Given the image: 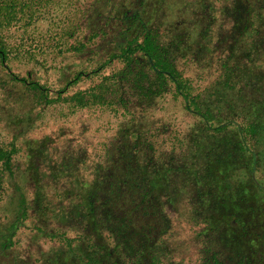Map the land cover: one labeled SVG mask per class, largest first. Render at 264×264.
Returning <instances> with one entry per match:
<instances>
[{"label": "trees", "instance_id": "trees-1", "mask_svg": "<svg viewBox=\"0 0 264 264\" xmlns=\"http://www.w3.org/2000/svg\"><path fill=\"white\" fill-rule=\"evenodd\" d=\"M109 2L112 3L111 0ZM161 2L167 1L159 0ZM148 3L149 0H145L140 8H136L141 25L137 41H128L124 34L127 44L120 45L117 51H111L108 55L125 62L122 74L128 82L132 80L136 84L140 83L134 85L138 92L134 96L133 91L134 98L129 101L132 105L130 118L121 127L119 135L121 143L126 136L131 141L127 147L126 142L119 148L111 146L104 154L110 169H117L121 172L120 176L112 181L103 175L105 167L100 171L96 170L97 175L101 174L109 182L108 187L104 188L105 184H95L92 187L85 185L83 203L86 204L81 205L83 215L78 213V209L69 211L80 214V221L83 223L74 249L85 243L88 249L100 253L102 246L92 245L90 239L100 234L107 223L108 228L111 227V236L121 237L123 242L117 247H124L127 251L124 255L129 256L130 260H138L137 264H166V253L154 247L157 241L152 240L151 233L144 235L143 228L150 230L153 223L155 231L160 227L169 230V216L173 210L177 214L189 216L195 223L204 224L202 230L197 231L198 236L203 239L199 264H225L221 248L230 245V241L224 240L225 224L230 225L232 230L229 231L234 234L232 237L236 235L238 239H242L240 246L246 259L248 257L247 260H254L249 264H264V183L257 177L259 171H264V23H261L262 17L256 13L260 7H255L254 3L250 5L248 0H244L241 7L234 5L229 10L222 7L221 12L227 17L228 23H223L220 28L212 31V26L204 30L201 29L203 25L199 27L198 21L203 16L197 12L192 16L198 21L182 15L183 19L154 23L143 11L148 9ZM94 5L95 2L90 5L88 18L97 13L98 8H94ZM206 6L203 5L204 8ZM44 7L45 3L41 0H0V69L8 71L7 81L0 75V110L5 103L11 102L9 93L14 94L13 85L16 83L29 91L31 88L33 99L40 103L39 95L42 92L28 78L10 71V60L27 57L17 44L11 46L6 42L4 30L19 23L23 27L29 25L37 10ZM111 12V8L106 12L104 23L108 24L114 18ZM153 15L158 19L162 16L158 10ZM188 16H191V12ZM212 18L210 13V19L204 25L210 26ZM185 23L189 27H184ZM162 24L172 26L159 31L158 27ZM219 32L224 33L217 39L215 35ZM106 34L107 31L98 27L91 38ZM28 39L27 33L19 40L24 43ZM206 39L211 43L215 41L220 48L225 45L226 56L223 60L226 61L221 64L219 79L202 91L192 93L175 61L188 55L194 57L201 52L198 49L201 47L199 42ZM82 50H86L82 40L72 46V51ZM240 59H244L246 64L228 65L229 62ZM81 73L83 72L78 74ZM129 75L132 76L131 79ZM100 84L92 88L100 87ZM167 91L180 97L184 109L198 119L183 135V150L158 151L151 140L146 141L144 120L138 115L145 113L152 107L155 99ZM19 108L17 107L18 110ZM14 117L16 118H12V123L14 122L18 136H22L30 126L28 117L23 109ZM0 120H3L1 114ZM231 129L232 132L229 133ZM15 139L12 137L6 146H0V170L3 173L7 170L9 174L11 171L14 175H21L28 183L32 182V204H44L48 192L47 185H41L39 166L47 168L46 162L55 159L47 151L50 138H27L25 155L28 164L22 171L12 161L13 155L19 151ZM227 185L230 186L229 189L226 188ZM249 186L259 191V195L256 192L251 197L247 193L243 195ZM78 188L79 186L74 189ZM64 197H70L69 193L60 194V200L65 199ZM19 206L21 217H24L28 208L22 192H19ZM36 212L41 216L45 209L38 207ZM57 216L59 214L54 215ZM2 219L0 253L10 248L15 233L14 230L4 236L2 232L7 227L9 218L4 216ZM89 221L92 226L88 225ZM231 223L236 226H231ZM131 234L138 239L142 235L143 240L139 247L130 251L128 246L131 239L128 236ZM114 245L116 246V240ZM71 247L73 249V243ZM74 254L82 262L80 254ZM159 254L165 260L159 262ZM121 263L109 256L104 264Z\"/></svg>", "mask_w": 264, "mask_h": 264}, {"label": "rangeland", "instance_id": "rangeland-1", "mask_svg": "<svg viewBox=\"0 0 264 264\" xmlns=\"http://www.w3.org/2000/svg\"><path fill=\"white\" fill-rule=\"evenodd\" d=\"M41 1L45 3V7L37 10L33 22L25 27L21 23L17 26L11 25L10 29L4 30L6 42L11 46L17 44L27 57L10 60V71L28 78L42 94L39 95L38 103L33 99L31 88L29 91L19 83L13 85L14 94L9 93L11 102L5 103L0 110L3 118L0 120V146H6L12 137H16L19 151L13 155L12 161L22 171L28 164L25 155L27 138L49 136V142H45L47 151L55 159L47 161V168L44 169L37 164L41 185H47L48 197L44 204H32V182L28 183L21 175H14L10 169V174L7 170L6 173L0 170V220L4 216L9 218V223H6L8 229L6 227L2 233L5 236L15 230L10 248L0 253V264H104L109 256L120 260L121 264H137L138 260H130L129 256L124 255L127 253L124 247H117L123 241L121 237L111 236V227L108 228L107 223L100 230V234L90 239L92 245L102 246L100 253L88 249L85 243L74 249L83 223L80 221V214L69 211L78 209V213L83 215L84 209L81 205L86 204L83 203L85 185L92 187L95 184H105L103 187H108L109 182L101 174L97 175L96 170L100 171L105 167L103 175L112 181L121 174L117 169H110L104 154L111 146L119 148L124 142L126 147L129 146L131 140L127 136L123 137L124 142L121 143L120 129L130 118L132 105L129 101L134 98L133 91L134 96L138 92L134 85L140 83L136 84L132 80L128 82L122 74L125 62L120 58L112 59L108 55L111 51H117L120 45L127 44L124 34L128 41H137L141 25L136 8H140L145 0H111L112 3L109 0ZM166 1L159 3V0H149L148 9L143 11L150 21L160 24L183 19L182 15L198 21L192 16L197 12L203 16L198 21L199 27L203 25L201 29L204 30L212 26V31L220 28L223 23H228L227 17L221 12L222 7L229 10L234 5L241 7L244 3V0ZM93 2L94 8L98 10L92 18H88L87 14ZM248 3L260 7L256 13L262 17L261 23H264V0H248ZM203 5L207 6L204 8ZM110 8L113 9L111 14L114 18L107 24L104 23V17ZM156 10L162 15L160 19L153 15ZM189 12L191 16H188ZM210 13L213 16L211 24L204 25L209 21ZM171 26L162 24L158 29L161 31ZM98 27L107 31L106 36L91 38ZM184 27H189V24L185 23ZM27 33L29 39L22 43L19 39ZM223 33L219 32L215 37L218 39ZM81 40L86 45V50L72 51V46ZM199 43L201 47L198 49L201 52L194 57L188 55L175 61L192 93L202 91L219 79L222 73L221 64L226 61L223 60L226 56L225 45L220 48L215 41L211 43L207 39ZM244 61L240 59L229 62L228 65L246 64ZM81 71L83 73L78 74ZM6 72V69H0V75L5 81L8 79ZM129 78L132 76L129 75ZM97 84L100 87L92 88ZM17 107L26 113L28 126L30 125L22 136H18L14 122L12 123V118H16L14 115L19 112ZM138 115L144 120L146 141L151 140L158 151L183 150V135L198 120L184 109L180 97L173 96L170 91L157 97L151 108ZM231 132L232 129L229 133ZM229 139L236 142L235 139ZM66 164L68 165L65 166ZM257 177L264 183L263 170L257 173ZM77 186L79 188L74 189ZM226 188L229 189L230 186L227 185ZM19 192L24 194L28 208L24 217H21L22 212L19 210ZM255 192L259 195V191L249 186L243 195L247 193L251 197ZM65 193H69L70 197L60 200V194ZM38 207L45 209L41 216L36 212ZM56 214L59 216L54 217ZM169 219V230L160 227L155 231L156 226L151 223L152 228H143V234L151 233L152 240L157 241L154 247L167 255L166 264H199L203 239L198 236L197 231L202 230L204 224L195 223L189 216L177 214L173 210ZM88 225L92 226L91 221ZM232 225L236 226L235 223H231ZM229 230H232L230 225L225 224L224 240L230 241V245L221 248L223 262H253L254 260H247L248 257L246 259L240 246L242 239H238L236 235L232 237L234 234ZM131 236L132 234L128 236L131 239L128 246L130 251L139 247L143 240L142 235L139 239L133 236L132 239ZM229 247H234V250L231 251L232 248ZM74 252L80 254L82 262ZM159 255V262L165 260L162 254Z\"/></svg>", "mask_w": 264, "mask_h": 264}]
</instances>
